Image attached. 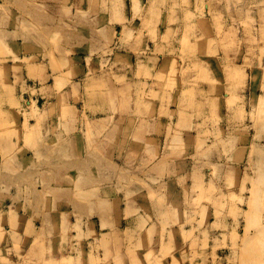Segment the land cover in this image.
I'll return each mask as SVG.
<instances>
[{"label": "rangeland", "instance_id": "rangeland-1", "mask_svg": "<svg viewBox=\"0 0 264 264\" xmlns=\"http://www.w3.org/2000/svg\"><path fill=\"white\" fill-rule=\"evenodd\" d=\"M0 23L29 158L74 201L55 253L21 236L0 264H264V0H0Z\"/></svg>", "mask_w": 264, "mask_h": 264}, {"label": "crops", "instance_id": "crops-1", "mask_svg": "<svg viewBox=\"0 0 264 264\" xmlns=\"http://www.w3.org/2000/svg\"><path fill=\"white\" fill-rule=\"evenodd\" d=\"M3 29H5V26L0 23V30ZM0 35L7 37V32L4 34L1 31ZM9 42V40H0V157L15 158V160L11 161L12 163L9 167L5 166V168H0V213L3 210L2 206L10 201V190H18L15 195H12V199L19 213L23 211L27 212V217L16 213L18 217L16 216L15 219L18 222L25 221L26 226L24 225V229H28V231L26 233L21 231L19 235L12 233L4 234L5 239L0 240V248L4 253H13L16 247L13 241L23 236L25 243L19 242L22 253L29 252L30 250L35 251L41 260L44 258L43 253H55L57 250V246L53 245L54 241L51 244L50 241L51 239L55 240V236H59L60 234L57 233V229L60 228V223H58L60 218V214L58 213L60 204H74V201L69 198L61 199L58 195V198H54L53 186L55 178L52 175L54 170L49 169V173H46L39 169L40 164L37 160L29 158L30 155L33 156L32 153L39 158L42 152H40L39 147H36L34 143H28L29 140H38L37 137L39 136H36L38 134L32 129V126L31 130L29 129L30 134L26 133L25 130V117L24 112L21 110L23 109V104L17 95L22 90V85H19L18 89L17 84L13 86L10 79L14 75L13 72H18L20 66L18 64L12 65L11 60H9L11 56L8 54L12 51V46H10ZM24 69L26 76H29L27 71L29 72L30 69V74L33 77L30 80L35 82L43 80L45 76L43 65H40L38 61L28 68L26 66ZM29 90L31 89L29 88ZM48 139L52 138L49 137ZM40 174H43V176H40ZM1 189L4 191H1ZM17 194H19V199L17 198ZM29 205H36V208L30 209L31 211L29 212V208L27 207ZM29 213L31 214L29 215ZM40 213L42 214L41 216ZM67 216L69 217V214ZM3 218L5 217L3 216ZM38 219L45 220L44 222H47L46 225L43 224L42 228L38 231L31 230L32 223L30 220ZM144 240L148 243L154 241V239L150 238H144ZM32 247H35V249L33 250ZM54 247L56 248L55 250ZM21 263L18 262L17 264Z\"/></svg>", "mask_w": 264, "mask_h": 264}, {"label": "bare ground", "instance_id": "bare-ground-1", "mask_svg": "<svg viewBox=\"0 0 264 264\" xmlns=\"http://www.w3.org/2000/svg\"><path fill=\"white\" fill-rule=\"evenodd\" d=\"M167 12V11H166ZM160 14V13H159ZM218 26V25H217ZM221 27V26H220ZM23 29V28H22ZM224 31V30H223ZM102 33V32H101ZM50 44V43H49ZM217 47V46H216ZM6 53V52H5ZM51 54V53H50ZM52 54H53V52H52ZM51 56V55H50ZM222 58V57H221ZM55 64V63H54ZM53 65V64H52ZM57 65V64H56ZM174 66H175V64H174ZM54 67H56V66H54ZM59 67V66H58ZM173 67V66H172ZM264 72V71H263ZM165 76V75H164ZM263 79V78H262ZM217 81V80H216ZM259 101V100H258ZM259 104V103H258ZM173 128V127H172ZM178 151V150H177ZM193 155V154H192ZM182 157V156H181ZM193 158V157H192ZM158 177V176H157ZM212 186V185H211ZM213 188V187H212ZM152 192V191H151ZM154 193V192H153ZM166 195V194H165ZM159 196V195H158ZM199 196V195H198ZM148 198H150V197H148ZM154 199V198H153ZM160 199V198H159ZM162 203V202H161ZM113 204V203H112ZM128 205V204H127ZM117 206V205H116ZM169 207V206H168ZM193 210V209H192ZM11 213V212H10ZM100 215V214H99ZM162 215V214H161ZM160 215V216H161ZM101 216V215H100ZM117 216V215H116ZM10 218L11 217H13L12 215L11 216H9ZM14 218V217H13ZM12 218V220L13 221H15L14 219ZM149 218V217H148ZM162 218V217H161ZM169 218V217H168ZM170 220V219H169ZM168 220V221H169ZM9 221V220H8ZM11 221V220H10ZM12 221V222H13ZM171 221H172V219H171ZM186 221V220H185ZM189 221V220H188ZM159 222V221H158ZM168 223V222H167ZM176 224V223H175ZM13 226V225H12ZM26 226V225H25ZM182 226V225H181ZM26 230V229H25ZM153 231V230H152ZM153 233H154V231H153ZM3 234V233H2ZM186 235V234H185ZM26 236V235H25ZM60 236V235H59ZM13 237V236H12ZM61 237V236H60ZM182 238V237H181ZM17 239V238H16ZM1 240V239H0ZM24 240V239H23ZM116 240V239H115ZM17 242H19L18 240H17ZM33 242V241H32ZM117 242V241H116ZM36 243V242H35ZM130 243V242H129ZM185 244V243H184ZM24 245V244H23ZM256 245H258V244H256ZM256 245H254V246H256ZM133 246V245H132ZM260 246V245H259ZM13 247H14V245H13ZM18 248V247H17ZM113 248V247H112ZM130 248V247H129ZM134 248V247H133ZM45 249V248H44ZM31 251V250H30ZM108 251V250H107ZM134 252H136V250L134 251ZM194 252V251H193ZM192 254V253H191ZM133 255V254H132ZM88 256V255H87ZM259 256V255H258ZM245 257V256H244ZM262 257V256H261ZM4 258V257H3ZM253 258V257H252ZM84 260V259H83ZM131 260V259H130ZM259 260V259H258ZM5 261H7V260H5ZM250 261V260H249ZM257 261V260H256ZM71 262V261H70ZM132 262V261H131ZM182 262V261H181ZM67 263H69V262H67ZM83 263H84V261H83ZM132 263H134V262H132ZM136 263V262H135ZM85 264H86V261H85ZM137 264V263H136ZM173 264V263H172ZM247 264V263H246Z\"/></svg>", "mask_w": 264, "mask_h": 264}]
</instances>
